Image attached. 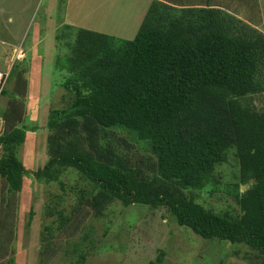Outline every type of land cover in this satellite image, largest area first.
I'll return each instance as SVG.
<instances>
[{"label":"trees","instance_id":"trees-1","mask_svg":"<svg viewBox=\"0 0 264 264\" xmlns=\"http://www.w3.org/2000/svg\"><path fill=\"white\" fill-rule=\"evenodd\" d=\"M75 34L59 62L72 96L49 110V157L32 172L60 186L44 206L43 264L116 202L163 207L201 237L245 243L264 261V105L255 101L264 95V30L213 0H151L132 39ZM25 59L12 65L0 110V264L14 262L27 172ZM231 152L239 209L217 211L197 192L219 184ZM164 261L161 249L147 264Z\"/></svg>","mask_w":264,"mask_h":264},{"label":"rangeland","instance_id":"rangeland-1","mask_svg":"<svg viewBox=\"0 0 264 264\" xmlns=\"http://www.w3.org/2000/svg\"><path fill=\"white\" fill-rule=\"evenodd\" d=\"M150 2L0 0V68H12L15 61L26 56L24 65L29 77L24 122L27 137L19 149L28 173L20 193L13 264H43L41 232L48 219L44 206L52 192L60 191L58 182H40L32 173L49 157L50 130L46 127L49 110L67 105L72 96L62 85L68 71L59 66L60 60L68 56L76 30L81 27L134 38ZM213 3L264 30V0H213ZM20 47L22 50L15 52ZM11 83L9 80L8 87ZM6 100L3 94L0 110L6 107ZM255 101L259 107L263 106L264 95L257 96ZM236 170L237 160L231 152L229 160L218 167L219 184L197 192L199 201L217 211L239 209L229 185ZM1 182L0 177V186ZM161 249L165 251L163 264H264L249 245L203 238L178 224L163 207L155 209L141 203L124 207L120 202L114 203L104 217L91 218L71 241L68 251L49 264H76L81 252L87 253L83 264H147Z\"/></svg>","mask_w":264,"mask_h":264},{"label":"built area","instance_id":"built-area-1","mask_svg":"<svg viewBox=\"0 0 264 264\" xmlns=\"http://www.w3.org/2000/svg\"><path fill=\"white\" fill-rule=\"evenodd\" d=\"M21 50V48H20ZM23 54V51L20 52V56H22ZM10 76H11V67L9 68H6V69H0V100H1V97L3 96V92L4 90L8 87L9 85V80H10ZM1 116H0V121H3L1 120Z\"/></svg>","mask_w":264,"mask_h":264},{"label":"water","instance_id":"water-1","mask_svg":"<svg viewBox=\"0 0 264 264\" xmlns=\"http://www.w3.org/2000/svg\"><path fill=\"white\" fill-rule=\"evenodd\" d=\"M18 50V48L15 49V52ZM246 188V185L242 186V190H244Z\"/></svg>","mask_w":264,"mask_h":264},{"label":"crops","instance_id":"crops-1","mask_svg":"<svg viewBox=\"0 0 264 264\" xmlns=\"http://www.w3.org/2000/svg\"><path fill=\"white\" fill-rule=\"evenodd\" d=\"M20 48H21V50H22V47H20ZM20 48H18V50H20ZM15 49H16V48H15ZM18 50H17V51H18ZM24 57H25V56H24Z\"/></svg>","mask_w":264,"mask_h":264}]
</instances>
